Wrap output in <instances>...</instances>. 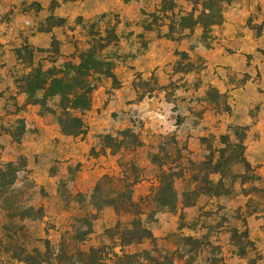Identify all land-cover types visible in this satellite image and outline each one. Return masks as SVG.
<instances>
[{"label":"rangeland","instance_id":"374dc122","mask_svg":"<svg viewBox=\"0 0 264 264\" xmlns=\"http://www.w3.org/2000/svg\"><path fill=\"white\" fill-rule=\"evenodd\" d=\"M161 1L0 0V264H79L80 251L114 247L107 230L133 215L104 201L121 193L140 203L155 237L126 253L148 250L171 264H264V0L225 4L209 39L200 28L155 26ZM114 36L96 51L113 76L92 73L90 109L68 110L87 134L68 135L60 88L47 91L44 79L70 80V65L93 50L92 40ZM32 68L45 73L27 92L18 80ZM153 75L157 85L144 83L140 97L134 82ZM122 131L124 147L105 150L102 138L122 139ZM132 134L141 146L131 144ZM221 135L244 140L249 179L186 206L185 193L203 177L190 162L204 161L209 145L223 147ZM160 165L177 175L167 193L177 199L173 209L155 201ZM233 171L246 173L243 165ZM105 175L115 180L96 191ZM246 229L249 238L241 239Z\"/></svg>","mask_w":264,"mask_h":264},{"label":"trees","instance_id":"16d2710c","mask_svg":"<svg viewBox=\"0 0 264 264\" xmlns=\"http://www.w3.org/2000/svg\"><path fill=\"white\" fill-rule=\"evenodd\" d=\"M190 6V9H185L182 5H178L176 0H162L157 9L158 15L152 16L154 18L155 26L168 25L171 33H174L175 29L180 32L189 31L195 33L200 28L203 31L205 38H212V32L215 26L221 25L224 22L223 8L225 4H229L234 0H180ZM180 7L179 12L176 8ZM167 21L169 23H167ZM117 40V37H100L93 39V50L82 52L79 55L80 64L77 66H71L70 69L74 73V77L64 79L52 74L51 77L44 79V86L47 91H50L53 87L59 86L60 91L56 94L61 95V107L65 110V119H61L60 124L63 131L68 135L80 136L87 134L84 129L83 121L78 116H71L68 112L69 109L73 110H88L90 109L91 94L93 88L89 82V78L92 73H102L107 76H113L111 66L108 62L102 61L97 58V48L105 47ZM104 43V45H103ZM54 54L58 53L59 48L57 43H54ZM32 66V63H30ZM45 71L39 68H32L31 72L18 80L21 88L32 92L30 89L36 82L38 75L44 74ZM68 80L69 82H66ZM134 82V86L137 91L141 92L140 97H143L147 92L142 85H150L149 82H153L157 85V79L155 75L150 78V81ZM66 83V84H63ZM154 88H152V91ZM151 91V90H150ZM148 91V92H150ZM67 118V119H66ZM123 136L122 139L113 137L112 135H105L102 138L103 147L105 150L110 149L113 153H118L126 144L125 137L129 134L126 131L119 133ZM133 138L132 145L139 147L141 141L135 136L130 135ZM223 147L214 149L209 145V155L204 161L199 164H195L192 161L191 165L197 167L200 172H203V177L196 178L195 189L185 193L184 204L186 206H192L196 204L197 199L201 195L208 196H220L226 193L227 182L235 184L238 180L242 184H245L249 177L247 173L251 170V166L247 162L244 155V140L239 139V142H232L229 135H221L220 137ZM207 143V140H204ZM208 144V143H207ZM237 165H243L246 173H235L234 167ZM161 174L159 175V186L157 188L155 201L165 207L173 209L176 207L177 199L175 196H168L167 193H173L175 190L174 183L177 175L171 170L167 172L164 169V165H160ZM2 173V171H0ZM211 175H218L217 181L210 178ZM181 176V175H178ZM125 179H129L128 175H125ZM115 178L110 175H105L103 179L97 184L96 191L102 189V183L104 181H113ZM118 180L125 182L124 179ZM138 180H134L128 185L134 186ZM232 186V185H231ZM105 205L113 207L118 214L129 213L133 215V220L129 225L118 221L113 229L107 231L113 235L114 247L102 246V247H90L88 251L79 252V264H144V261H148L149 264H163L160 258L167 259L168 263H173L167 256L158 254L157 256L151 255L148 250H144L142 253H126L124 248L133 244H140L145 240L155 241V237L150 229L144 226L142 219L139 217L143 212L140 208V203L136 202L132 196H127L121 193L117 198H111L104 201ZM250 208V207H249ZM250 214L257 213L256 211H249ZM247 227V224H245ZM238 236V230L233 231V240H236ZM249 238V230L244 231L241 239ZM189 242H193V239H188ZM199 244V241H195ZM120 247V253L115 248ZM28 259H25V261Z\"/></svg>","mask_w":264,"mask_h":264}]
</instances>
